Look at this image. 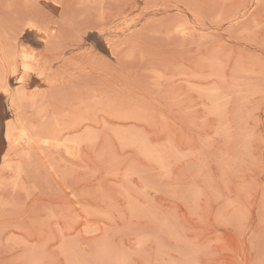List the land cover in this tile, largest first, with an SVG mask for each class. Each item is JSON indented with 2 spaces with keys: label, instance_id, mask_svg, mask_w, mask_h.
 I'll return each instance as SVG.
<instances>
[{
  "label": "rangeland",
  "instance_id": "obj_1",
  "mask_svg": "<svg viewBox=\"0 0 264 264\" xmlns=\"http://www.w3.org/2000/svg\"><path fill=\"white\" fill-rule=\"evenodd\" d=\"M0 36L37 68L0 62V264H264V0H0Z\"/></svg>",
  "mask_w": 264,
  "mask_h": 264
},
{
  "label": "bare ground",
  "instance_id": "obj_2",
  "mask_svg": "<svg viewBox=\"0 0 264 264\" xmlns=\"http://www.w3.org/2000/svg\"><path fill=\"white\" fill-rule=\"evenodd\" d=\"M29 24H30V26H34V27H36L33 23L31 24L30 22H28ZM30 26H28V27H30ZM44 30V29H43ZM39 31V30H38ZM1 37V36H0ZM22 54H27V53H25V52H21L19 55H16V54H13V53H9V52H7V47L5 46V44L3 43V41L1 40V38H0V62H2L3 63V70H4V68H5V66H14L15 64L17 65V63H15L17 60H18V58L20 59V65H21V68H22V70H23V67H22V64H23V61H22V59H21V57H22ZM30 54V55H29ZM29 54H27V55H29V56H32L33 57V59L32 60H35L36 59V56H34V55H31V53H29ZM35 54V53H34ZM31 60V61H32ZM35 62V61H34ZM29 64H30V61L28 62ZM19 64V63H18ZM30 66H31V64H30ZM33 67V66H32ZM35 67V66H34ZM1 68H2V66H1ZM0 68V69H1ZM14 68V67H13ZM8 69V68H7ZM12 69V68H11ZM35 69H37V68H34V71H35ZM6 70V69H5ZM36 71H38V70H36ZM14 72V71H13ZM40 72V71H39ZM44 72V71H43ZM43 72H41V73H43ZM1 74H2V72H1ZM3 76L5 75L4 73L2 74ZM44 76H46L45 74H43ZM0 76V84H2V81H3V83H5V85L6 86H4L5 87V89H6V93H5V95H7V97L9 98V102H10V105L12 106V107H14V108H17V106L18 105H20V103H18L17 104V102L18 101H22V103H23V101H24V99L22 100L21 98H22V95H24V94H19V93H21V92H19L18 93V95H14V93L12 92V89H11V87L9 86V84H8V80L6 79V77L4 76ZM20 78V77H19ZM21 80V79H20ZM21 87V86H20ZM21 89V88H20ZM25 92V91H24ZM15 93L17 94V92L15 91ZM25 96V95H24ZM20 107H21V105H20ZM18 108H19V106H18ZM18 108H17V111H18ZM15 111V110H14ZM13 111V112H14ZM19 112V111H18ZM21 115V114H20ZM19 118V117H18ZM20 121L22 120V119H19ZM15 121H17V120H15ZM22 122V121H21ZM23 123V122H22ZM16 124H17V122H16ZM54 124H56V123H54ZM11 125H14L13 124V121H12V124ZM11 125H9V124H6V130H5V138H6V140L9 142V144L10 145H8V146H11V144L12 145H19V144H27V146H29V145H42V146H44V145H49V144H52V140L49 138V137H47V138H45V137H40V136H38V135H34V134H32V132L26 127V126H24V125H18L17 127H15V129H14V127L13 126H11ZM29 126V125H28ZM39 127V126H38ZM44 127V126H43ZM50 127H52V126H50ZM12 129H14L15 131H16V129H17V132L16 133H13V132H15L14 130H13V132H12ZM43 133V132H42ZM58 137V136H57ZM56 137V138H57ZM54 139V140H56V143H59V141H60V139H59V141H57L58 140V138L57 139ZM53 140V141H54ZM64 140V139H63ZM66 140V139H65ZM61 142V141H60ZM70 142H72L71 143V146H72V144H75V145H77L78 143L77 142H74V141H71L70 140ZM54 143V142H53ZM64 143V142H63ZM67 143V142H66ZM22 144V145H23ZM61 144V143H60ZM69 144V143H68ZM26 146V147H27ZM38 146V147H39ZM78 146V145H77ZM23 147V146H22ZM41 147V146H40ZM68 147V146H67ZM69 147H70V145H69ZM68 147V148H69ZM42 148V147H41ZM48 148V147H47ZM43 149V148H42ZM70 149V148H69ZM38 150V149H37ZM47 150V149H46ZM57 150V149H56ZM48 151V150H47ZM21 152H22V150H21ZM23 152H24V150H23ZM72 152V151H71ZM25 153V152H24ZM44 153V152H43ZM73 153H75V152H73ZM41 154V153H40ZM76 154V153H75ZM16 155V154H15ZM25 155V154H24ZM23 155V156H24ZM28 155V154H27ZM25 157H26V155H25ZM43 163V162H42ZM52 166V165H51Z\"/></svg>",
  "mask_w": 264,
  "mask_h": 264
},
{
  "label": "clouds",
  "instance_id": "obj_3",
  "mask_svg": "<svg viewBox=\"0 0 264 264\" xmlns=\"http://www.w3.org/2000/svg\"><path fill=\"white\" fill-rule=\"evenodd\" d=\"M21 59L23 61L22 67H23V71L25 73H31L32 71H34V69L28 63L29 61H31L33 59L32 56H29L27 54H22Z\"/></svg>",
  "mask_w": 264,
  "mask_h": 264
}]
</instances>
